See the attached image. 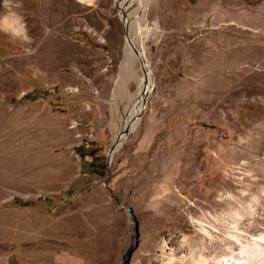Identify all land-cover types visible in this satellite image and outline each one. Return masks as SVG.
<instances>
[{"label": "rangeland", "instance_id": "1", "mask_svg": "<svg viewBox=\"0 0 264 264\" xmlns=\"http://www.w3.org/2000/svg\"><path fill=\"white\" fill-rule=\"evenodd\" d=\"M123 1L0 0V264H214L264 232V0L145 6L107 177L143 87Z\"/></svg>", "mask_w": 264, "mask_h": 264}, {"label": "bare ground", "instance_id": "2", "mask_svg": "<svg viewBox=\"0 0 264 264\" xmlns=\"http://www.w3.org/2000/svg\"><path fill=\"white\" fill-rule=\"evenodd\" d=\"M83 1L90 2V0ZM150 1L151 0H133V2H137L138 4H136L135 8L132 11L126 14V19L124 22H122V24L125 23L123 51L127 59L125 71H123L125 75L124 78L126 80L138 79V76L133 68V65L136 63L137 69L142 73L141 78L143 80V87L141 90H137L135 92L134 98L132 97L133 100L131 104V111H129L130 114L129 116H127L128 118L114 130L115 132L113 143L117 142V145L121 142L124 137V129L127 128L130 130L132 129L133 124L136 123V120L138 119L137 113H139L143 108L145 96L151 87L148 73L149 66L147 65L143 50L138 46V44H136V41H142L143 28L141 26V20L144 18L146 12L145 6L148 5ZM122 6L123 9L126 10L127 6L125 7L124 4ZM2 22L12 31L15 30L12 27L13 21H11L9 17L4 16L2 18ZM134 49L138 51V55L135 54ZM143 89L146 92L145 95H143L142 93ZM124 91L126 90L124 89ZM249 237L250 240L246 239L244 243L240 242L239 237H236V240L240 242V257L229 255L227 259L225 258V254L213 256L211 258H213L214 264H264V232H260L256 236L249 234ZM199 262L200 264H210L207 259L202 257Z\"/></svg>", "mask_w": 264, "mask_h": 264}, {"label": "water", "instance_id": "3", "mask_svg": "<svg viewBox=\"0 0 264 264\" xmlns=\"http://www.w3.org/2000/svg\"><path fill=\"white\" fill-rule=\"evenodd\" d=\"M133 2V0H125L124 1V6L126 7V6H129L131 3ZM129 4V5H128ZM117 10L121 13V17H120V20H121V23L122 22H124L125 21V19H126V13H125V9H123L122 7H119L118 5H117ZM123 32H125V23H123ZM134 52H135V54H137L138 55V51L136 50V49H134ZM143 95H145L146 94V92H145V90L143 89ZM140 113V112H139ZM139 113H137L138 115H139ZM138 118V117H137ZM128 131V129L127 128H125L124 129V132H127ZM117 142L115 143H112L110 146H109V148L107 149V153H106V157H105V166H106V176L108 177V175H109V166H110V157H111V155H112V153L114 152V150L117 148ZM126 209H129L128 207H126Z\"/></svg>", "mask_w": 264, "mask_h": 264}, {"label": "crops", "instance_id": "4", "mask_svg": "<svg viewBox=\"0 0 264 264\" xmlns=\"http://www.w3.org/2000/svg\"><path fill=\"white\" fill-rule=\"evenodd\" d=\"M216 2H217V0H216ZM216 2H215V4H216ZM219 3H220L219 7H221V0H219ZM215 7H216V5H215ZM246 13H250V11H247ZM222 16H223V14H222V10L221 9L219 11L214 10V19L215 20H219V22H221L222 21ZM219 24H221V23H219Z\"/></svg>", "mask_w": 264, "mask_h": 264}, {"label": "trees", "instance_id": "5", "mask_svg": "<svg viewBox=\"0 0 264 264\" xmlns=\"http://www.w3.org/2000/svg\"><path fill=\"white\" fill-rule=\"evenodd\" d=\"M13 203L24 206V205H30V204H32L33 201H30V200L29 201H17L16 200Z\"/></svg>", "mask_w": 264, "mask_h": 264}]
</instances>
